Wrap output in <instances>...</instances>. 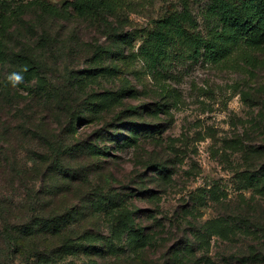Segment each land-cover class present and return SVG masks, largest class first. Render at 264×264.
<instances>
[{
	"label": "rangeland",
	"instance_id": "obj_1",
	"mask_svg": "<svg viewBox=\"0 0 264 264\" xmlns=\"http://www.w3.org/2000/svg\"><path fill=\"white\" fill-rule=\"evenodd\" d=\"M0 1V264H107L85 241L121 264H262L264 45L152 72L140 46L183 0ZM70 218L69 239L7 258L4 220ZM136 232L154 245L123 252Z\"/></svg>",
	"mask_w": 264,
	"mask_h": 264
},
{
	"label": "trees",
	"instance_id": "obj_2",
	"mask_svg": "<svg viewBox=\"0 0 264 264\" xmlns=\"http://www.w3.org/2000/svg\"><path fill=\"white\" fill-rule=\"evenodd\" d=\"M105 5V0H77L74 2L75 8L81 12H98ZM201 15L207 33H204V28L194 12L190 0H183L180 9L174 6L170 7L164 17L154 22L153 28L147 32L139 49L152 72L163 70L165 63L175 57H186L196 62L204 60L208 63L219 64L234 50L240 48L242 44L251 48L264 45V0H207ZM128 40L130 39L126 38L125 41ZM80 147L82 148L81 151H84L85 146L81 145ZM9 159H12V156ZM9 163L11 164L10 171H14L13 166L15 164L13 161H9ZM123 201V198H119L116 208L121 207ZM9 212L10 210L5 212L7 214L6 219L10 217ZM131 212L127 213L130 214ZM71 221L70 218L62 226L56 228H38L35 221H31L32 223L20 221L10 223L8 220H4L2 225L3 227L5 225L6 228L4 227L3 230V240L9 247L6 253L7 258L12 259L13 255L22 254L27 249H29L28 254L31 255V250L36 251L40 246L52 245L59 236L68 238L67 232L63 230ZM130 222L133 220L130 219ZM143 231L145 232L146 229ZM136 233L138 243H134L132 247L130 245L123 252L127 250L143 251L146 248H152L154 240L149 237V234L144 233L140 236L139 232ZM83 247L90 256L101 257L106 247L108 254L105 259L107 258V264H116V262L121 264V262L119 263L120 250H112L104 242L91 245L85 241ZM192 253L194 254L190 257L189 254H183L181 262L184 263L181 264H200L195 251ZM257 253L259 257L257 260L264 264V254L260 247L257 248ZM134 257H138V255H134ZM131 261L134 262L133 259ZM93 263L99 264L96 261ZM251 263L255 264V262L249 264Z\"/></svg>",
	"mask_w": 264,
	"mask_h": 264
},
{
	"label": "clouds",
	"instance_id": "obj_3",
	"mask_svg": "<svg viewBox=\"0 0 264 264\" xmlns=\"http://www.w3.org/2000/svg\"><path fill=\"white\" fill-rule=\"evenodd\" d=\"M8 80L12 84V86L15 87L23 82V76L20 73L14 72L8 76Z\"/></svg>",
	"mask_w": 264,
	"mask_h": 264
}]
</instances>
